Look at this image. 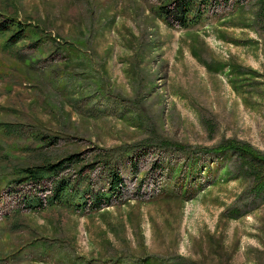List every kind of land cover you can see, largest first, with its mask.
<instances>
[{
    "label": "rangeland",
    "instance_id": "1",
    "mask_svg": "<svg viewBox=\"0 0 264 264\" xmlns=\"http://www.w3.org/2000/svg\"><path fill=\"white\" fill-rule=\"evenodd\" d=\"M171 1L0 0V21L30 23L15 45L0 34V264H264V197L242 199L251 180L214 156L233 139L264 151L257 1L215 0L185 27L159 16ZM113 169L118 194L75 206Z\"/></svg>",
    "mask_w": 264,
    "mask_h": 264
},
{
    "label": "trees",
    "instance_id": "2",
    "mask_svg": "<svg viewBox=\"0 0 264 264\" xmlns=\"http://www.w3.org/2000/svg\"><path fill=\"white\" fill-rule=\"evenodd\" d=\"M215 0H172L169 3L161 6L158 10V14L162 17L167 24L173 25V19L180 22L181 26H188L196 24L203 15L204 9L208 8ZM256 6L258 7L257 18L262 20L264 23V0H256ZM255 1V2H256ZM173 4V7L169 10L168 7ZM30 23H23L21 21H15L11 19L9 21H0V34L8 33L11 34L7 38V46L15 45L16 42L23 38V34L27 31ZM32 33L41 34L42 29L38 25L34 28L30 27ZM2 123H0V129L2 128ZM9 126L6 124V127ZM48 135L42 136V140L47 138ZM50 138V137H49ZM78 153H74L56 163H46L44 165H37L34 167H27L22 170L23 177L21 180H36L41 181L45 178L54 177L59 174L61 170L66 167L65 162L78 163L77 159ZM214 156L217 161L225 160L228 157H232L234 162L236 161V171L232 167L227 168V175L235 174L238 177H246L251 180L249 190L244 194V198L248 195H263L264 197V151L254 147L253 145L242 141V140H229L222 145L217 146L214 149ZM195 161L197 159L190 158V161ZM191 168V163H190ZM58 184L54 188V194L50 197V204H55L60 200L62 203L66 202L65 197L73 191L71 187V181L67 178L57 181ZM125 185L124 177L121 173L115 169L110 171L109 185L107 190L93 191L86 189L83 193L79 194L76 191L75 195L78 196L79 203L75 206L82 208L84 210L86 204L91 202V208L94 210H100L103 203H108L109 200L118 192L120 188ZM263 193V194H262ZM79 194V195H78ZM37 205L43 204L41 200L37 201ZM34 205V206H37ZM231 211H228V215ZM232 218H237L232 216Z\"/></svg>",
    "mask_w": 264,
    "mask_h": 264
}]
</instances>
